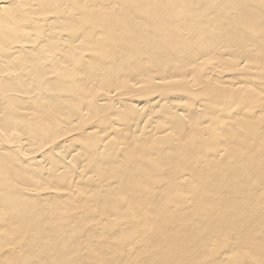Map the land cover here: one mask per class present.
Returning <instances> with one entry per match:
<instances>
[{
	"label": "bare ground",
	"instance_id": "obj_1",
	"mask_svg": "<svg viewBox=\"0 0 264 264\" xmlns=\"http://www.w3.org/2000/svg\"><path fill=\"white\" fill-rule=\"evenodd\" d=\"M31 25L42 44L31 45ZM92 42L98 56L88 53L96 60L89 78L102 93L84 101L87 88L67 59L71 44ZM209 52L222 61L205 65ZM190 75L204 85V97L180 87H195ZM66 108L69 131L58 134ZM201 109L209 116L191 115ZM259 124L264 0H0V264H95L93 234L103 222L84 217L90 212L81 203L110 187L120 156L131 164L120 176L130 185L102 197L105 215L123 210V200L107 203L127 192L136 208L139 184L149 185L136 173L158 163L169 166L171 186L200 182L212 162L238 158L237 169L245 170L246 153L264 152V139L253 148L243 134L257 139L264 134ZM189 163L195 172L180 176ZM201 200L195 193L200 213ZM249 200L228 198L234 217L197 235L189 215L171 212L170 203L160 205L157 220L145 215L132 223L128 216L126 244L110 252L109 264L138 252L141 261L133 264H189L190 248L214 247L211 255H218L233 237L228 248L238 257L231 263L241 264L264 230V209ZM212 234L226 240L218 244ZM24 247L35 253H22Z\"/></svg>",
	"mask_w": 264,
	"mask_h": 264
},
{
	"label": "rangeland",
	"instance_id": "obj_2",
	"mask_svg": "<svg viewBox=\"0 0 264 264\" xmlns=\"http://www.w3.org/2000/svg\"><path fill=\"white\" fill-rule=\"evenodd\" d=\"M37 29L38 28L31 25V31H29L31 45L42 44V41L38 38ZM82 29L86 30L84 27ZM96 50L97 47L94 42L87 45L78 43L70 45V56L69 59H67V63L72 71H79L77 79L87 88L84 101H96L97 96L102 93L97 79L89 78L90 65L95 63L96 60H87L91 57L88 53H93L98 56ZM49 52L50 50H43L42 56H46ZM218 60L222 61L220 57L209 52L208 59L204 64L206 65L208 62H218ZM99 71L100 68H97L92 72L96 73ZM181 78H183V76ZM131 79H140V77L133 76ZM187 81H192V85L195 87L187 85L185 82L180 85L183 90L193 96H205L206 93L203 89L204 85H198L193 75H190ZM70 84L71 83H66L64 86H69ZM156 94L157 92H155V95ZM70 106L78 105L71 104ZM107 113L111 112H100L97 114ZM97 114H93L92 117ZM122 114H124V111L118 113V115ZM191 115L209 116V114L202 109L192 111ZM71 116L72 113L69 108H66L60 115L56 127V132L58 134L69 131V128H67L65 124L70 120ZM204 122H207V119L204 120ZM263 126L264 124H259L258 129H261ZM76 127L78 128V126ZM243 134L250 139L253 148L261 139H264V134H259L257 139H254L250 133ZM164 153V157L168 158L169 151H165ZM244 158L248 162V167L245 170L237 169V164L242 160L238 158H233L231 163L212 162L208 170L203 174V178L200 182L191 181L189 184H181L180 186H171V180L167 176L169 166H164L165 162L158 163L154 167H148L145 169L144 173H136L146 176L149 182L146 190L139 184L135 199L138 206L136 208H131L130 201L132 200L130 199L132 193L127 192L122 199L113 198L107 203L109 206H115L119 205V202L123 200L121 203L123 210L117 213L110 212L105 215L102 212V207L104 205L102 197L110 191L113 196H118L130 185L128 182L121 179L120 176L131 164L128 162L126 156H120V165L112 169V171L117 174L110 179V187L99 195L91 197L96 199V201H92L91 198H88L85 202L81 203V205L84 206V211L90 212V214H85L84 217L91 221V223L103 222L102 228L93 234V242L97 245L95 249L100 254V259L94 258L93 262L95 264H109L111 260L109 255L110 252L113 250H120L126 244L125 238L131 230V226L127 225L124 221L126 217L130 216L132 223H141L145 215L157 220V215L161 210L160 205L162 203H170L171 212L173 213H179L181 215L188 214L189 223L193 227L196 235L203 230H211L214 224L221 223L224 220L234 217L233 213L227 209L228 198H235L237 204L241 205L246 199L249 200V196H252V199L249 200L250 205L255 209H264V152L254 150L252 153H246ZM193 172H195V168L191 163L180 166V176H189ZM195 193L202 197L201 203L205 206L204 212H198L193 202ZM187 202L189 203L188 205L186 204ZM257 238L261 240L260 245L257 248L250 249V256L244 258L241 264H252L251 261H255L256 264H264V230L258 232ZM209 239L216 240L218 244L220 241L226 240L225 237H216L214 234H212ZM108 242H111V244ZM235 242L236 237L227 239V245L221 248L218 255H211L212 252L216 250L214 247H209L205 250L201 249L200 251L190 248L187 260L189 264H201V261H206L207 264H232L231 258H237L238 256L233 249L228 248V243ZM20 251L30 256L32 253H35V251H31L27 247L20 249ZM4 252L5 250L0 251L1 254ZM139 261H141V254L139 252L124 259L125 264H133ZM116 264L123 263L116 260Z\"/></svg>",
	"mask_w": 264,
	"mask_h": 264
}]
</instances>
